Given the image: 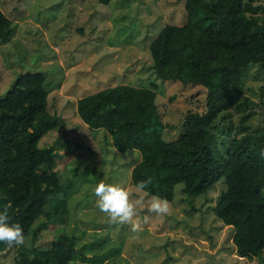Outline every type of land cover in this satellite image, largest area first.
<instances>
[{
  "label": "trees",
  "instance_id": "trees-1",
  "mask_svg": "<svg viewBox=\"0 0 264 264\" xmlns=\"http://www.w3.org/2000/svg\"><path fill=\"white\" fill-rule=\"evenodd\" d=\"M184 15L182 24H166L149 47L157 76L206 88L204 109L187 111L185 130L178 138L163 137L165 123L153 83L149 87L120 83L89 93L78 98L77 112L90 127L106 129L119 151L139 149L141 159L132 167L131 183L135 187L153 177L148 195L173 202L179 183L182 192L198 196L222 181L212 211L232 226L237 255L262 260L264 159L259 151L264 148V124L253 125L259 104L241 84L251 65L264 77V0H184ZM13 30L12 20L0 9V42H9ZM42 46L37 52L41 63L45 51L54 52ZM6 69L3 62L0 71ZM46 79L42 69L30 68L13 73L0 92V211L8 207L27 241L26 246L12 248L14 264L74 260L78 248L73 236L60 233L49 246L40 247L34 243L41 230L38 225L42 217L65 222L67 195L98 175L95 166H74L72 176L61 180L54 166L63 156L52 146L39 145L60 123L48 108L51 82ZM232 111L239 115L236 124ZM219 119L226 123L218 125ZM6 248L0 243V251Z\"/></svg>",
  "mask_w": 264,
  "mask_h": 264
},
{
  "label": "rangeland",
  "instance_id": "rangeland-1",
  "mask_svg": "<svg viewBox=\"0 0 264 264\" xmlns=\"http://www.w3.org/2000/svg\"><path fill=\"white\" fill-rule=\"evenodd\" d=\"M0 9L14 25L10 41L0 42V68L3 62L8 66L0 71V92L10 84L13 73L42 69L51 82L48 108L60 123L39 145L52 146L63 156L54 166L61 180L72 176L74 166H95L98 173L91 176L94 181L75 186L67 195L65 222L58 217L40 219L36 245L47 247L60 233L73 236L78 252L69 264H264V259L236 254L232 226L212 211L224 187L222 181L198 196L185 194L182 184H177L167 215L140 209V216L149 215L150 221L137 239L129 226L109 225L108 217L96 206L92 189L101 180L124 185L135 198L131 170L141 152L137 148L119 151L106 129L85 123L77 112L78 98L120 83L148 87L153 83L166 140L184 132L182 124L189 109H204L206 88L160 78L149 51L166 24L184 22V0H110L108 4L97 0H0ZM43 44L55 53L45 51L41 63L37 52ZM261 87L264 77L251 65L241 89L259 104L254 126L264 124ZM230 118L236 124L239 115L232 111ZM218 122L226 123L225 119ZM150 197L147 194L145 200ZM7 249L0 251V264H14L12 249Z\"/></svg>",
  "mask_w": 264,
  "mask_h": 264
},
{
  "label": "clouds",
  "instance_id": "clouds-1",
  "mask_svg": "<svg viewBox=\"0 0 264 264\" xmlns=\"http://www.w3.org/2000/svg\"><path fill=\"white\" fill-rule=\"evenodd\" d=\"M259 155L264 159V148H261ZM154 178L149 176L136 183L133 191H130L122 184L106 183L103 180L98 182L92 189L96 197V206L101 213L107 217V223L111 226L130 227L134 234L133 239L139 238V233L144 230V225L150 221L149 215L140 216V209H147V212L156 216H164L171 212L170 202L157 195H152L145 200L146 189L153 183ZM0 243L8 249L26 246L27 241L24 230L19 223L12 221L8 207L0 211Z\"/></svg>",
  "mask_w": 264,
  "mask_h": 264
}]
</instances>
